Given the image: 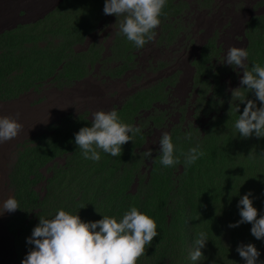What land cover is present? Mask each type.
Returning <instances> with one entry per match:
<instances>
[{
  "label": "rangeland",
  "instance_id": "obj_1",
  "mask_svg": "<svg viewBox=\"0 0 264 264\" xmlns=\"http://www.w3.org/2000/svg\"><path fill=\"white\" fill-rule=\"evenodd\" d=\"M104 5L105 0H0V115L18 117L23 125L17 138L0 144V200L14 197L20 207L0 214L14 239L3 245L7 264H21L34 248L27 240L40 216L51 219L63 209L95 222L103 215L120 219L132 206L152 217L160 233L137 264H246L236 249L249 243L260 251L261 264L264 240L252 236V225L229 227L241 219L237 205L248 192L264 216V138L244 139L234 128L246 104H239V113L233 105L229 115L226 99L207 125L197 121L194 127L192 114L183 115L180 124L177 117L165 122L164 132L172 136L178 156L193 147L203 151L189 167L183 156L175 167L160 164L163 132L153 130L135 136L118 157L101 152L94 162L79 151L75 134L91 126L94 112L115 108L124 122L135 125L158 96L145 92L133 105L122 99L120 109L112 100V87L82 82L85 72L104 75L116 61H126L124 53L116 57L121 46L106 51L107 39L97 41L98 22L108 19L109 24L115 16L105 15ZM221 6L223 14L212 22L201 15L196 26L205 31L198 48L236 46L231 40L239 36L249 51V67L264 66V0H207L200 5L214 12ZM218 25L224 26L221 35L207 39ZM110 49L115 58L96 67L100 54ZM245 98L261 106L254 93L245 91ZM188 130L191 139L185 138ZM149 149L152 158L142 157ZM201 231L208 243L201 250L204 258L194 262L190 252Z\"/></svg>",
  "mask_w": 264,
  "mask_h": 264
},
{
  "label": "clouds",
  "instance_id": "obj_2",
  "mask_svg": "<svg viewBox=\"0 0 264 264\" xmlns=\"http://www.w3.org/2000/svg\"><path fill=\"white\" fill-rule=\"evenodd\" d=\"M167 3L168 0H105L103 11L105 15L118 18L114 28L118 26L119 34L135 48L143 49L155 40ZM248 57L246 48L231 46L223 60L234 70L243 69L241 86L231 90L229 115L234 101L246 104L243 113L235 120L234 128L244 139L253 135L264 138V66L254 63L250 68ZM245 91L254 93L261 106L258 107L255 100L246 99ZM235 112H240L237 103ZM91 117V126L83 127L75 134V144L85 159L94 162L100 161L101 152L112 157L121 156L123 146L133 142L142 131L140 127L124 122L115 108L96 111ZM22 131L23 125L18 117L0 115V144L17 138ZM185 138L191 139V133H187ZM159 145L158 159L166 168L181 164L180 156L184 157V166L189 167L204 155L199 147H193L187 152L181 150L178 156L177 147L168 132L162 133ZM141 156L152 158L153 152L149 149ZM252 196L253 193L248 192L240 198L237 207L241 219L229 227L251 224L252 236L264 240V216L254 207ZM17 209H20L19 202L14 197L0 200V214ZM157 228L155 220L135 206L130 207L120 219L103 215L95 222H84L79 214L60 209L51 219L39 217V224L27 240L34 248L21 264H137V260L146 255V246L151 247L154 238L160 234ZM207 243V233L199 232L190 252L192 261L204 258L201 250ZM236 251L246 264H258L261 253L255 244H241Z\"/></svg>",
  "mask_w": 264,
  "mask_h": 264
},
{
  "label": "bare ground",
  "instance_id": "obj_3",
  "mask_svg": "<svg viewBox=\"0 0 264 264\" xmlns=\"http://www.w3.org/2000/svg\"><path fill=\"white\" fill-rule=\"evenodd\" d=\"M204 2L206 3L207 0H168L167 7L164 9L165 15L156 29L155 40L146 44L143 49H137L133 44L130 45L126 38L119 34L118 26L114 28V25L118 23L116 16L112 15V22L109 24L108 19L98 22L100 26L97 27V33L101 38L97 41L101 43L107 39L104 43L106 51L109 47L112 49L121 46L116 57L124 53L127 56L126 61H116L115 65L110 66L104 75L99 71L90 74L85 72L82 82L93 87H112L110 91L112 100L114 105L120 109L123 107L122 99L124 103L132 100L130 105H133L138 101L134 98L144 96L145 92L157 93L158 96L155 98L158 100L153 98L150 110L144 114L140 122H138V117L135 118L134 126L140 127L141 133H148L149 130L164 132L167 120L177 117L179 119L177 124H180L183 115L186 119L187 115L191 114L194 127L195 123L199 125L197 121H201V125H207L217 114L216 107L222 106L226 99L231 104V90L241 86L240 79L243 69L234 70L232 66L223 63L228 49L226 46L214 48L201 45L198 48V37H203L205 31L203 28H197L202 18L201 15L212 22L223 14L222 6L215 12L208 7L201 9L200 5ZM193 3L196 4L195 7H192ZM256 15L261 14L254 13L253 16ZM102 26L104 28L101 30ZM223 27V25H218L211 29L206 38L213 39L215 33L220 36ZM242 40L243 38L239 36H233L231 42L236 47L246 48ZM111 49L108 54L106 52L100 54L95 64L96 67L103 68L104 61L108 62L109 59L115 58ZM88 51L85 49L83 52ZM91 59L96 60L95 55ZM163 92H166L167 101L163 100L165 97L162 95ZM236 103L240 104L236 101L233 105L235 106ZM224 106L226 107V104ZM161 107L163 110H160ZM143 109L140 111H145ZM197 114L199 117H194ZM8 238L14 240L7 228L0 222V264H7V257L5 253H2V249L3 245L7 244ZM10 248L13 249V247Z\"/></svg>",
  "mask_w": 264,
  "mask_h": 264
},
{
  "label": "trees",
  "instance_id": "obj_4",
  "mask_svg": "<svg viewBox=\"0 0 264 264\" xmlns=\"http://www.w3.org/2000/svg\"><path fill=\"white\" fill-rule=\"evenodd\" d=\"M190 202V201H189ZM188 209V208H187ZM187 211H190V210H187ZM191 215V214H190Z\"/></svg>",
  "mask_w": 264,
  "mask_h": 264
}]
</instances>
